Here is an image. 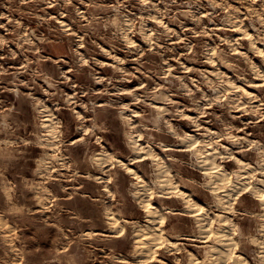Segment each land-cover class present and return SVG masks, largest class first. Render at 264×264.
<instances>
[{
	"label": "rangeland",
	"instance_id": "1",
	"mask_svg": "<svg viewBox=\"0 0 264 264\" xmlns=\"http://www.w3.org/2000/svg\"><path fill=\"white\" fill-rule=\"evenodd\" d=\"M261 179L264 0H0V264H264Z\"/></svg>",
	"mask_w": 264,
	"mask_h": 264
},
{
	"label": "bare ground",
	"instance_id": "2",
	"mask_svg": "<svg viewBox=\"0 0 264 264\" xmlns=\"http://www.w3.org/2000/svg\"><path fill=\"white\" fill-rule=\"evenodd\" d=\"M60 23V22H59ZM253 93V92H252ZM248 94V93H247ZM250 95H251V91H250ZM253 95V94H252ZM192 137V136H191ZM193 139V138H192ZM212 163V162H211ZM210 164V163H209ZM209 168V167H208ZM211 169H212V167H210ZM207 169V168H206ZM247 169H249V168H247ZM245 170V169H244ZM129 172L128 173H133L134 172V169L133 168H131V169H129L128 170ZM222 171H223V169H222ZM239 171V170H238ZM243 171V170H242ZM246 171V170H245ZM244 171V172H245ZM214 172V171H213ZM224 172V171H223ZM223 172H221V174L219 175L218 173L216 174V173H213V174H216L217 175V177L218 178H220V180H225V179H227L226 177H223V175H222V173ZM249 172V171H248ZM248 172L246 173L247 175H248ZM134 174V173H133ZM160 174V173H159ZM209 174V173H208ZM242 174H243V172H242ZM210 175H212V174H210ZM220 177H219V176ZM225 175H226V172H225ZM240 175H241V173H240ZM250 175V174H249ZM248 175V176H249ZM158 176V175H157ZM164 176V175H163ZM245 176V175H244ZM243 176V177H244ZM167 177V176H166ZM169 177H171V176H169ZM214 177V176H213ZM248 178V177H247ZM160 179V178H159ZM211 179V178H210ZM241 179V178H240ZM244 179V178H243ZM172 180V179H171ZM218 180V179H217ZM227 180H229V179H227ZM227 180H226V183H227ZM213 180L211 179V182H212ZM230 181V180H229ZM261 183H263L264 184V182H263V179H261ZM160 182V181H159ZM158 182V183H159ZM221 182V181H220ZM223 182V181H222ZM162 183V182H161ZM163 184V183H162ZM210 184V183H209ZM233 184V183H232ZM231 184V185H232ZM141 185H143V183L141 184ZM140 185V186H141ZM164 185V184H163ZM229 185V184H228ZM165 186H166V183H165ZM212 186H214V185H212ZM167 187V186H166ZM174 186H172L171 188H173ZM217 187V186H216ZM235 187V186H234ZM162 188H163V186H162ZM177 188V187H176ZM238 188V187H237ZM144 189H146L145 187H144ZM168 189V188H167ZM166 189V190H167ZM179 189V188H178ZM214 189H215V187H214ZM214 189H213V191H214ZM215 190H217V188L215 189ZM224 190V189H223ZM227 190V189H226ZM230 190H232V187H231V189ZM262 190V189H261ZM264 190V189H263ZM228 191V190H227ZM217 192V191H216ZM226 192V191H225ZM231 192H233V191H231ZM237 192V191H236ZM259 192V191H258ZM263 192V191H262ZM182 193V192H181ZM229 193V192H228ZM185 194V193H184ZM213 194H215V193H213ZM223 194V193H222ZM231 194V193H230ZM186 195H188L187 194V192H186ZM225 195V194H224ZM226 195H228V194H226ZM162 196V195H161ZM167 196V195H166ZM218 196V195H217ZM261 196H262V198L259 200V202H263V204H264V193H262L261 194ZM181 197V196H180ZM227 197V196H226ZM228 198V197H227ZM225 199V198H224ZM259 199V198H258ZM220 200V199H219ZM222 201V200H221ZM227 202V201H226ZM223 203V202H222ZM222 203H221V205H222ZM149 204V203H148ZM220 205V206H221ZM226 206H227V203H226ZM223 207H224V205H223ZM263 207V206H262ZM262 207H261V210H262ZM229 208V207H228ZM228 208H226V207H224V208H222V209H227L228 210ZM158 209V206H156V205H154V204H150V206L148 207V209H147V212H148V216H150V222L152 223V222H154L153 220H151L152 218H153V216L151 215L154 211H156ZM218 209V208H217ZM199 211H197L196 213L194 212L192 215H203V217H204V214H202L205 210L200 206V208L198 209ZM204 210V211H203ZM158 211V210H157ZM190 211V210H189ZM224 211V210H223ZM264 211V210H263ZM205 213H206V211H205ZM227 213V212H226ZM258 213V212H257ZM263 214H264V212H262ZM155 214V213H154ZM157 214H158V212H157ZM207 214V213H206ZM225 214V213H224ZM219 215V214H218ZM258 215H262V214H258ZM206 216H208L209 217V215H206ZM224 216V215H223ZM264 216V215H263ZM155 217V216H154ZM158 217H159V215H158ZM195 217V216H194ZM197 217H199V216H197ZM203 217H201V218H203ZM219 217V216H218ZM157 218V217H156ZM155 218V219H156ZM159 218H161V217H159ZM154 219V218H153ZM200 219V218H199ZM206 219V218H205ZM221 219H222V217H221ZM157 220V219H156ZM156 220H155V223H156ZM224 220V219H223ZM226 220V219H225ZM224 220V221H225ZM157 221H159V220H157ZM198 221V220H197ZM200 221V220H199ZM204 221H206V220H204ZM203 220H202V222H204ZM201 222V223H202ZM228 222H229V219H228V221L227 222H224V224L223 225H221L220 226V228L217 230V231H214V236H215V238L216 239H220V240H216V242H218V244H219V246H217V248H219V250H218V253H221V255H222V253L224 252L225 253V248L227 247V243H230L229 241H227V240H229L230 239V237H228L229 236V234L227 233V232H225L226 230H225V228H227L228 227ZM149 223V222H148ZM201 223H200V225H201ZM205 223V222H204ZM150 224V223H149ZM153 225H155V224H153ZM152 225V226H153ZM202 226H206L205 224L203 225L202 224ZM219 226V225H218ZM208 228V227H207ZM207 228H205L204 227V229L203 230H205V229H207ZM201 229V228H200ZM209 229V228H208ZM228 229V228H227ZM152 230V229H151ZM202 230V229H201ZM213 230V229H212ZM207 231V230H206ZM227 231H229V230H227ZM156 232H157V230H156ZM209 232V231H208ZM203 233V232H202ZM158 234V233H157ZM228 235V236H227ZM154 237H156L155 236V234H154V232H151V231H148V232H146V233H144V235L142 234V237L140 238L141 240H139L140 242H139V246L138 245H136V247H137V251L138 250H141L142 248V250H144V248H146V244H147V242H150V241H152L153 239H154ZM160 237V236H159ZM200 237V236H199ZM214 238V237H213ZM156 239V238H155ZM227 243H226V242ZM156 242V241H155ZM215 242V241H214ZM224 242H225V244H224ZM236 242V241H235ZM151 243V242H150ZM239 243V242H238ZM264 243V242H263ZM155 244V243H154ZM153 244V245H154ZM216 244V243H215ZM217 244V245H218ZM236 244V243H235ZM235 244H231V245H235ZM230 245V246H231ZM149 246V245H148ZM215 246V245H214ZM229 246V245H228ZM217 248H215V249H217ZM230 248L231 247H229L228 249L230 250ZM246 248V247H245ZM150 250H148V252H151V248H149ZM160 249H162V248H160ZM214 249V252L215 251H217V250H215ZM146 250V249H145ZM153 250V249H152ZM136 251V252H137ZM227 251V250H226ZM246 251H247V249H246ZM134 252V251H133ZM142 253H143V251H141ZM141 252H140V254L139 255H141ZM230 252V251H229ZM243 252V251H242ZM135 253V252H134ZM147 253V252H146ZM145 253V254H146ZM217 252H215V253H211L210 255H209V253H207L210 257H209V259L208 260H212V261H218V260H216V259H218V254ZM223 253V254H224ZM262 253H264V252H262ZM137 254V253H136ZM137 254V255H138ZM148 254V253H147ZM227 254V253H226ZM194 255V254H193ZM192 255V256H193ZM236 255H238L236 258H238V261L241 263V264H250V262L249 261H247L246 259H244V256L243 255H241V254H236ZM262 255V254H261ZM206 256V255H205ZM225 256V255H224ZM228 256V255H227ZM264 256V255H263ZM207 257V256H206ZM220 257H223V256H220ZM230 257V256H229ZM249 257V256H248ZM264 258V257H263ZM220 259V258H219ZM223 259L224 258H222L221 260H222V263L224 262L223 261ZM220 260V261H221ZM262 260V259H261ZM195 261V260H194ZM214 261V262H215ZM191 263H192V261H191ZM195 263L197 264V262L195 261ZM194 263V264H195ZM152 264H168V263H166V260L165 259H163V258H159L155 263H152ZM198 264H199V261H198ZM209 264H213V263H211V262H209ZM216 264V263H215ZM225 264V263H224ZM238 264V263H237Z\"/></svg>",
	"mask_w": 264,
	"mask_h": 264
}]
</instances>
